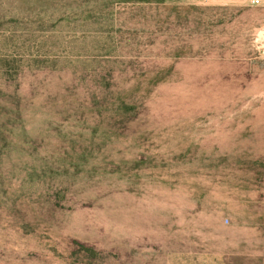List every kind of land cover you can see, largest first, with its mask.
I'll return each instance as SVG.
<instances>
[{
  "label": "rangeland",
  "instance_id": "obj_1",
  "mask_svg": "<svg viewBox=\"0 0 264 264\" xmlns=\"http://www.w3.org/2000/svg\"><path fill=\"white\" fill-rule=\"evenodd\" d=\"M0 264H264V3L0 0Z\"/></svg>",
  "mask_w": 264,
  "mask_h": 264
},
{
  "label": "built area",
  "instance_id": "obj_2",
  "mask_svg": "<svg viewBox=\"0 0 264 264\" xmlns=\"http://www.w3.org/2000/svg\"><path fill=\"white\" fill-rule=\"evenodd\" d=\"M249 2L252 4V5H261L264 3V0H249Z\"/></svg>",
  "mask_w": 264,
  "mask_h": 264
}]
</instances>
